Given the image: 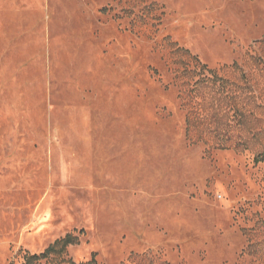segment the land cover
<instances>
[{
	"label": "rangeland",
	"instance_id": "374dc122",
	"mask_svg": "<svg viewBox=\"0 0 264 264\" xmlns=\"http://www.w3.org/2000/svg\"><path fill=\"white\" fill-rule=\"evenodd\" d=\"M177 47L264 108V0H0V264H264V112L188 133Z\"/></svg>",
	"mask_w": 264,
	"mask_h": 264
},
{
	"label": "trees",
	"instance_id": "16d2710c",
	"mask_svg": "<svg viewBox=\"0 0 264 264\" xmlns=\"http://www.w3.org/2000/svg\"><path fill=\"white\" fill-rule=\"evenodd\" d=\"M170 44L175 45L172 41ZM176 52L178 58L175 63L180 67L175 73L181 87L180 96L188 109V133L196 131L198 140L212 141L216 148H234L237 151L249 149L251 135L254 137L252 131L261 121L260 113L264 112V108L257 101L254 86L242 66L234 63L218 70L201 62L197 55L186 48L177 47ZM262 160L264 152L256 157V161ZM79 241V236L68 233L52 243L42 254L28 255L25 264L43 259L53 260L56 264H78L66 258V254L68 247ZM79 264L96 262L94 259Z\"/></svg>",
	"mask_w": 264,
	"mask_h": 264
}]
</instances>
